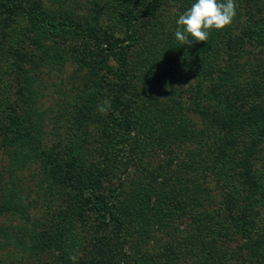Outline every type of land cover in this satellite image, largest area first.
<instances>
[{"label":"trees","instance_id":"trees-1","mask_svg":"<svg viewBox=\"0 0 264 264\" xmlns=\"http://www.w3.org/2000/svg\"><path fill=\"white\" fill-rule=\"evenodd\" d=\"M174 2L162 21L161 0H120L119 35L103 9L0 0V264H264V0L191 46L175 30L195 0ZM65 64L88 90L49 143L39 74Z\"/></svg>","mask_w":264,"mask_h":264},{"label":"rangeland","instance_id":"rangeland-1","mask_svg":"<svg viewBox=\"0 0 264 264\" xmlns=\"http://www.w3.org/2000/svg\"><path fill=\"white\" fill-rule=\"evenodd\" d=\"M41 1L45 8V11L50 15L60 16L63 13H67L72 17H76L80 19L87 18L90 14L96 12V10L99 13V11L101 12V9H103V12L97 15L100 25L107 27L113 33H117L119 35H121L122 33V26L119 20L120 19L119 11H117V9L114 6V4L119 3L120 0H41ZM161 1L164 3V5L163 7H161V10H159L158 13L156 14V18L158 20L163 19L162 21H167L168 15L171 17L172 15L171 12L174 13L173 9L175 8L176 2H174V0L173 1L161 0ZM176 14H178V9H176ZM13 23H15V25ZM13 23H12L13 25L10 26V29L11 32L14 34L19 33V31L17 30L18 27L28 28L30 26L29 22H27V20L24 18H17L16 20H14ZM20 31L22 30L20 29ZM30 34L32 33L30 32ZM21 38L14 37L13 45L18 46L22 44L23 48L32 49V46L29 45L28 39L24 37ZM250 51H251L250 57L244 59L246 60L244 66L248 67V69H251L253 65L257 62L256 58H254L257 49L251 48ZM261 62L264 63V60H261ZM6 69H9V67H7ZM72 72L73 71L71 64H65V66L63 65V68L60 71H54V70L47 71L46 69H43L42 73L39 72L41 73L39 75H40L41 87H42L41 92L43 94L40 97L38 104H40L41 108L47 109V113H48L47 116H49L45 126L46 128L45 139L49 141V143L53 142V140L56 138V136L53 134L54 127H56L55 125L58 124L56 119L61 121L63 127L66 126L67 124H70L71 118L69 111L70 109L73 108L74 103L78 102L77 95L79 93H83L85 90H88V87L84 84L83 79L81 78L80 80L81 75L80 74L72 75ZM10 73L14 75L12 71ZM7 76H8L7 78L10 77L9 75ZM8 81L13 82V79L12 80L8 79ZM182 101L185 105H189L190 107L197 106L205 109H209L212 107L210 101H207L203 99V97H200L198 95L185 97L182 99ZM191 116L193 120H196L197 124H199V121L198 119H196V116L194 114H192ZM59 132L62 134L63 128L59 130ZM0 154L1 155L4 154L3 151H1V148H0ZM155 157L152 160L147 161L142 165L144 166V170L147 169L151 164L153 165V163L154 164L156 162L159 163L158 159H156ZM256 166L260 171L259 173L264 174V169L262 168V165H260L257 162ZM2 219L7 221V219L12 220L13 218L12 217L7 218L6 216H4L2 217ZM42 258L43 257H40L39 261ZM15 262L16 261H14V263ZM25 263L26 261L21 262V260L18 262V264H25ZM37 264H39V262Z\"/></svg>","mask_w":264,"mask_h":264},{"label":"clouds","instance_id":"clouds-1","mask_svg":"<svg viewBox=\"0 0 264 264\" xmlns=\"http://www.w3.org/2000/svg\"><path fill=\"white\" fill-rule=\"evenodd\" d=\"M235 16V0H195L190 8L179 15L175 39L181 45L189 46L207 42L210 32L224 30L232 24ZM110 108V99L97 105V111L102 116L107 115ZM70 259L76 264L78 254L70 256Z\"/></svg>","mask_w":264,"mask_h":264}]
</instances>
